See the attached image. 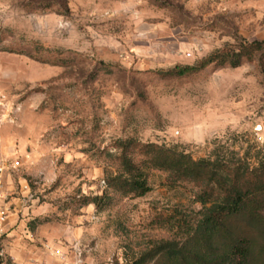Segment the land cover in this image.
Here are the masks:
<instances>
[{
    "label": "rangeland",
    "instance_id": "374dc122",
    "mask_svg": "<svg viewBox=\"0 0 264 264\" xmlns=\"http://www.w3.org/2000/svg\"><path fill=\"white\" fill-rule=\"evenodd\" d=\"M264 40V0H0L2 245L20 264H128L199 209L190 184L102 209L117 138L194 159L264 158V50L184 78L157 71ZM8 214V212H10Z\"/></svg>",
    "mask_w": 264,
    "mask_h": 264
},
{
    "label": "trees",
    "instance_id": "16d2710c",
    "mask_svg": "<svg viewBox=\"0 0 264 264\" xmlns=\"http://www.w3.org/2000/svg\"><path fill=\"white\" fill-rule=\"evenodd\" d=\"M264 50V40L225 46L194 65H176L157 73L166 78L195 75L210 65L237 67ZM113 151L99 155L107 163L100 195L85 197L97 209L114 196L142 197L151 190L149 173L161 171L168 183L190 184L199 209L183 215L176 233L152 242L128 264H264V158L251 165L247 158L224 156L194 159L189 153L134 138L112 141Z\"/></svg>",
    "mask_w": 264,
    "mask_h": 264
},
{
    "label": "built area",
    "instance_id": "2783aa9c",
    "mask_svg": "<svg viewBox=\"0 0 264 264\" xmlns=\"http://www.w3.org/2000/svg\"><path fill=\"white\" fill-rule=\"evenodd\" d=\"M7 169L6 167V161L4 159L0 158V184L2 180V174ZM3 222H4V214L0 211V264H20L13 260L12 257L8 256L2 245V235H3Z\"/></svg>",
    "mask_w": 264,
    "mask_h": 264
},
{
    "label": "crops",
    "instance_id": "0c3cea01",
    "mask_svg": "<svg viewBox=\"0 0 264 264\" xmlns=\"http://www.w3.org/2000/svg\"><path fill=\"white\" fill-rule=\"evenodd\" d=\"M11 213V211L10 212H8V214H10Z\"/></svg>",
    "mask_w": 264,
    "mask_h": 264
}]
</instances>
